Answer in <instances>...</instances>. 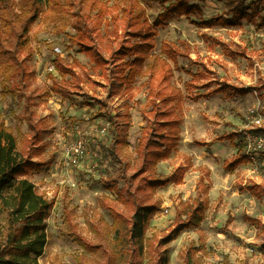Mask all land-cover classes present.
<instances>
[{
	"label": "rangeland",
	"instance_id": "374dc122",
	"mask_svg": "<svg viewBox=\"0 0 264 264\" xmlns=\"http://www.w3.org/2000/svg\"><path fill=\"white\" fill-rule=\"evenodd\" d=\"M9 1L18 10L21 0ZM122 1L86 0L83 6L61 13L46 3L29 31L26 51L20 54L28 69L21 82L23 66L18 70L17 61L11 66L8 50L0 48V123L14 129L21 149L29 147L26 138L31 127L26 117L31 110L43 128L45 149L33 157L43 165L25 175L54 203L40 264H106L116 249L114 219L107 206L124 208L117 197L125 181L103 148L113 139L108 114L118 113L126 139L121 154L134 163L146 125L143 110L149 109L147 77H139L129 87L120 86L111 71L113 64L107 70L95 68L81 48L72 45L70 36L77 33L75 27L83 15L95 16L98 7H104L105 18L111 20L113 6ZM175 1L144 2L146 19L158 31L151 53L162 54L163 42L170 41L188 55L177 62L168 59L174 71L171 84L184 95L182 122L178 146L152 171L162 179L171 176L172 181L152 192L159 210L146 237L166 236L178 210L201 193L205 218L198 227L184 230L162 246L170 252L167 264H187L188 257L192 264H264V228L251 221L255 218L264 225V196L258 198L246 189L251 184L264 187V157L261 153L255 162L241 163L233 171L225 167L241 144L244 150L247 133L264 136L250 131L264 127V0H246L240 13L225 0H190L199 7L194 13H176L156 25L160 14ZM106 43L111 39H104L101 46ZM104 53L110 58L106 49ZM57 55L81 64L79 77L66 76L70 80L65 84L67 94L52 89V77L62 79L54 64ZM3 57L8 60L4 62ZM222 83L243 89V94L203 96ZM81 139L84 159L65 166L64 153ZM129 171L133 173L135 167ZM77 236L101 247L90 251ZM154 254L145 251L143 263L148 264Z\"/></svg>",
	"mask_w": 264,
	"mask_h": 264
},
{
	"label": "trees",
	"instance_id": "16d2710c",
	"mask_svg": "<svg viewBox=\"0 0 264 264\" xmlns=\"http://www.w3.org/2000/svg\"><path fill=\"white\" fill-rule=\"evenodd\" d=\"M225 1L237 13H240L246 2ZM85 2L86 0H21L17 4V10L9 0H0V37H3L0 39V48L8 50L11 66L16 61L19 62L15 65L18 70L19 65L23 66L20 82L25 79L27 69L26 60L20 54L27 49L29 31L42 14L44 5L50 3L51 10L61 13V10L69 12L79 5L83 6ZM144 2L148 0H123L121 4L113 6L115 9L112 10L111 20L105 18V8L98 7L95 16L86 14L81 17V24L75 27L77 33L70 36L72 45H78L95 68L107 70L113 64L111 71L120 86L129 87L139 77H147L145 84L149 90V109L143 110L146 125L142 128L134 163L121 154L126 139L121 133L118 113L113 114L111 111L108 114L113 139L103 148L107 158L111 157V163L118 170L120 178L125 181V186L118 191L117 197L124 208L107 206L114 219L112 228L116 249L111 250L106 264H144L143 256L147 250L155 252L148 264H167L170 252L168 248L162 249V246L178 238L184 230L198 227L205 218L206 206L200 193L178 210L175 224L166 236L160 239L156 236L146 237L150 221L159 210V205L152 201V192L172 181L171 176L162 179L152 171L161 160L168 159L178 146L182 122L180 112L183 110L181 103L184 95L180 88L171 84L174 71L169 60L177 62L179 57L188 55L170 41H165L162 45L161 53L165 57L151 53L155 48L153 37L158 31L146 19ZM197 9L198 5L191 4L190 0H176L160 14L156 25L164 24L176 13L191 14ZM106 38H110L111 43L101 46ZM132 38L139 40L133 42ZM2 41L7 45H3ZM104 49L109 52L110 58L106 57ZM186 50H189V46ZM3 60L7 61L8 57H3ZM54 64L60 70L62 79L52 77V89L57 93L67 94L65 84L70 80L66 81V76L71 75L72 79L79 77L77 66L81 64L76 60L70 63L59 55L54 59ZM217 93L233 97L237 93L243 94V89L222 83L203 96ZM34 114V110H31L26 117L31 127V135L26 138L29 147L26 149L20 148L14 129L4 122L0 123V264H40L39 258L48 243V219L54 203L39 192L34 181L25 176L32 168L39 169L43 165L33 159L45 149L42 145L43 128L39 122L34 121ZM250 131L264 134V127ZM261 153L264 157V151ZM248 162L250 159L241 144L236 157L232 161H226L225 167L233 171L239 164ZM131 167H135L133 173L129 171ZM181 178L182 174L179 181ZM246 189L258 198L264 196V187L259 184L246 185ZM251 221L264 228L260 220L251 218ZM75 239L90 251L101 247L89 243L82 236ZM186 261L187 264H192L189 257Z\"/></svg>",
	"mask_w": 264,
	"mask_h": 264
},
{
	"label": "built area",
	"instance_id": "2783aa9c",
	"mask_svg": "<svg viewBox=\"0 0 264 264\" xmlns=\"http://www.w3.org/2000/svg\"><path fill=\"white\" fill-rule=\"evenodd\" d=\"M52 69V68H51ZM264 149V136H257L251 133L246 134L244 141V153L249 157L252 162H255L257 157ZM84 140H79L72 143L67 152L64 153V164L67 167L77 165L84 159Z\"/></svg>",
	"mask_w": 264,
	"mask_h": 264
},
{
	"label": "crops",
	"instance_id": "0c3cea01",
	"mask_svg": "<svg viewBox=\"0 0 264 264\" xmlns=\"http://www.w3.org/2000/svg\"><path fill=\"white\" fill-rule=\"evenodd\" d=\"M62 158H63V156H62ZM61 158V161L63 162V159Z\"/></svg>",
	"mask_w": 264,
	"mask_h": 264
}]
</instances>
